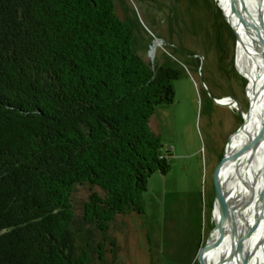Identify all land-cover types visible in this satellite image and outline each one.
Returning <instances> with one entry per match:
<instances>
[{
  "label": "trees",
  "instance_id": "16d2710c",
  "mask_svg": "<svg viewBox=\"0 0 264 264\" xmlns=\"http://www.w3.org/2000/svg\"><path fill=\"white\" fill-rule=\"evenodd\" d=\"M135 43L123 0H0V264H103L112 224L145 215L180 74Z\"/></svg>",
  "mask_w": 264,
  "mask_h": 264
},
{
  "label": "rangeland",
  "instance_id": "374dc122",
  "mask_svg": "<svg viewBox=\"0 0 264 264\" xmlns=\"http://www.w3.org/2000/svg\"><path fill=\"white\" fill-rule=\"evenodd\" d=\"M123 4L136 36V52L146 62L175 69L180 78L174 83L173 103L161 105L150 123L162 138L164 152L171 155V171L151 177L144 195L145 215L112 224L110 237L117 247L104 243L103 264H201L216 228L217 170L243 124L234 107L221 108L214 99L232 97L243 112L251 111L250 83L236 66V33L218 0ZM249 93L257 98L259 88ZM88 197L89 187H78L74 208L79 228ZM90 231L97 247L103 238Z\"/></svg>",
  "mask_w": 264,
  "mask_h": 264
},
{
  "label": "bare ground",
  "instance_id": "6f19581e",
  "mask_svg": "<svg viewBox=\"0 0 264 264\" xmlns=\"http://www.w3.org/2000/svg\"><path fill=\"white\" fill-rule=\"evenodd\" d=\"M245 8V22L251 24L253 28L258 25L259 18V6L257 0H243ZM264 2V0H263ZM221 9L224 12L225 17L229 23L237 29L239 32L240 41L237 48L236 66L239 69V73L243 77L255 82L258 70H260V61L256 55L252 53L253 40L250 37L245 36V30L239 24L237 17L233 12V6L230 0H218ZM263 24H264V11H263ZM258 78H264L262 72ZM262 85V80L257 84V88ZM264 108V104L262 105ZM252 119L247 132H240L233 140L231 151L236 152L240 150L243 144L248 139L249 135H253L254 131H257L260 126L259 110L257 107H253ZM252 165L247 170L241 169L242 176L239 177L235 172L233 164L226 166L222 173V180L224 182L225 190L228 191L229 202L237 206L242 211L243 218L248 223L255 222L259 219L256 228L251 239L249 246L250 257L247 264H264V144L260 148L259 152L255 155ZM246 180L247 185H245ZM249 199L251 203L247 209L241 210L242 204H245ZM241 216V217H242ZM238 213L234 215V222L238 226L239 234L244 237L246 226L242 218ZM214 218L216 225L222 224L219 210H214ZM233 245L232 237H226L225 239L216 240L211 252L208 256V264H217L221 259L225 258L230 252ZM229 264H239L238 260H231Z\"/></svg>",
  "mask_w": 264,
  "mask_h": 264
},
{
  "label": "water",
  "instance_id": "95a60500",
  "mask_svg": "<svg viewBox=\"0 0 264 264\" xmlns=\"http://www.w3.org/2000/svg\"><path fill=\"white\" fill-rule=\"evenodd\" d=\"M231 4L233 6V12L235 16L237 17V20L239 24L243 27L245 30V36L250 37L253 40V43L251 44L252 47V53L257 56V58L260 61V70H258L257 77L259 78L261 76L262 72L264 74V24H263V11H264V2L263 0H257L258 6H259V18H258V25L253 28L251 24L245 22V8H244V1L243 0H230ZM229 22V21H228ZM236 38H237V44H239L240 37L239 32L235 27L233 26ZM154 45L156 46V42H154ZM238 48V46H237ZM264 76V75H263ZM257 77L255 78V82H252L250 79H247L250 84L247 86V94L248 99L250 102V110L248 113H245L241 110V105L239 102L234 98H228L225 101L216 100L214 99V102L216 105L226 108H232L234 107L236 109V112L238 116L242 119L243 124L242 126L237 130V132L234 133V135L231 137L227 149L225 151V156L222 160V164H220L217 174H216V199H215V210L218 209L220 216H221V226L216 225V228L211 232L210 237L206 243V246L203 250L202 256H201V264H208V256L211 252L212 245L216 240L219 239H225L226 237H232L233 245L228 255L221 259L217 264H229V261L232 259L238 260L239 264H247L250 253H249V246L251 243V239L253 237L256 224L258 222L255 220V222L248 223L245 218L242 216V211L240 209L231 204L229 202L228 191L225 190L224 182L222 180V173L227 165L233 164L235 167V172H237L238 176L241 177V169L244 171L249 168L250 165H252V161L255 157V155L259 152L260 148L264 144V78H260V80L257 81ZM262 80V85L259 88V97L257 98H251L249 90L251 89L253 92L255 91V86L259 84V82ZM225 102V103H224ZM253 107H257V110H259V120H260V126L258 127L257 131H254L253 135H249L246 142L243 144V146L240 148V150H237L236 152L231 151V147L233 144V140L237 137V135L240 132H247L248 127L250 126V122L252 119V112ZM245 185H247L246 180H244ZM251 203V199H249L245 204H242L241 210L247 209ZM238 213L239 217L242 218V220L245 222L246 226V233L244 237H242L241 234L238 232V226L234 222V215Z\"/></svg>",
  "mask_w": 264,
  "mask_h": 264
},
{
  "label": "crops",
  "instance_id": "0c3cea01",
  "mask_svg": "<svg viewBox=\"0 0 264 264\" xmlns=\"http://www.w3.org/2000/svg\"><path fill=\"white\" fill-rule=\"evenodd\" d=\"M223 99V98H222ZM222 99H217V100H222ZM219 107H221V106H219ZM221 108H226V107H221ZM229 110H231V109H229ZM232 111V110H231Z\"/></svg>",
  "mask_w": 264,
  "mask_h": 264
},
{
  "label": "flooded vegetation",
  "instance_id": "af4514ba",
  "mask_svg": "<svg viewBox=\"0 0 264 264\" xmlns=\"http://www.w3.org/2000/svg\"><path fill=\"white\" fill-rule=\"evenodd\" d=\"M230 98H232V97H230ZM232 111H233V110H232ZM233 112H234V114H236V113H237V112H236V110H234Z\"/></svg>",
  "mask_w": 264,
  "mask_h": 264
}]
</instances>
